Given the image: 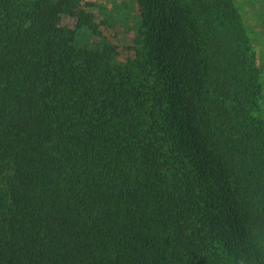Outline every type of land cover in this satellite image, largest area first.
<instances>
[{
  "label": "trees",
  "instance_id": "16d2710c",
  "mask_svg": "<svg viewBox=\"0 0 264 264\" xmlns=\"http://www.w3.org/2000/svg\"><path fill=\"white\" fill-rule=\"evenodd\" d=\"M133 1L0 0V264H264L244 0Z\"/></svg>",
  "mask_w": 264,
  "mask_h": 264
},
{
  "label": "rangeland",
  "instance_id": "374dc122",
  "mask_svg": "<svg viewBox=\"0 0 264 264\" xmlns=\"http://www.w3.org/2000/svg\"><path fill=\"white\" fill-rule=\"evenodd\" d=\"M96 2L95 10L97 21L100 23V29L110 41L119 46L120 52L131 44L133 37V27L137 21V11L133 0H92ZM255 0H244V22L251 25L253 45L257 48L258 61L264 69V0H258L255 6L252 2ZM246 6V4H248ZM98 10V11H97ZM100 12V13H99Z\"/></svg>",
  "mask_w": 264,
  "mask_h": 264
}]
</instances>
